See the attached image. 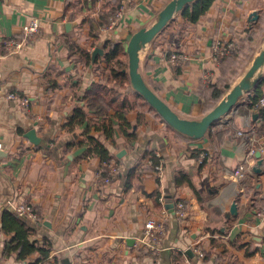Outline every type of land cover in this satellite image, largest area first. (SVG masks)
<instances>
[{
	"label": "crops",
	"instance_id": "crops-1",
	"mask_svg": "<svg viewBox=\"0 0 264 264\" xmlns=\"http://www.w3.org/2000/svg\"><path fill=\"white\" fill-rule=\"evenodd\" d=\"M168 1L0 0V213L8 199H22L39 215L36 221L21 218L34 246L21 259L4 251L11 234L0 227V264H264V222L255 215L264 205V151L247 156L251 143L238 133L252 127L264 145V125L253 117L248 92L194 140L171 129L127 86L120 95L127 133L113 107L104 115L87 109L81 124L66 125L76 108L86 109L91 83L108 82L105 40L125 44ZM120 4L117 24L100 31ZM178 13L139 50L138 70L175 113L194 120L228 92L205 102L203 87L211 86L202 83V73L212 68L214 83L233 60L215 65L210 43L233 39L244 45V57L264 31V0H213L191 23ZM31 16L40 19L39 32L21 50L6 53L4 40L20 38ZM174 50L188 56L175 68L169 61ZM259 72L264 94V62ZM7 91L28 97V107L5 97ZM89 136L120 166L111 183L96 177L103 161ZM200 150L203 164L197 163ZM147 152L162 159L159 177ZM240 162L248 169L238 180L233 170ZM178 200L182 215L174 212ZM148 217L164 219L166 232L157 244L143 233Z\"/></svg>",
	"mask_w": 264,
	"mask_h": 264
},
{
	"label": "trees",
	"instance_id": "trees-1",
	"mask_svg": "<svg viewBox=\"0 0 264 264\" xmlns=\"http://www.w3.org/2000/svg\"><path fill=\"white\" fill-rule=\"evenodd\" d=\"M212 1L213 0H193L188 7L179 11L178 14L188 23L195 22L209 8ZM112 13L113 11L107 14L104 20L106 21L108 16ZM243 46L244 45L237 44V51L231 56L222 57L221 62L224 63L228 61L229 57L236 58L237 55L241 53L242 50L240 49L243 48ZM103 47V59L107 64L108 82L104 84L99 82L91 83L90 87L87 88L83 96L86 109L76 108L73 115L69 117L66 125L81 124L85 120V111L87 109H93L98 115H104L107 113L108 109L113 107L116 111L115 115L120 120L119 124L121 130L124 133H127L129 124L125 116V100L120 97L122 87H131L127 70V60L123 57L127 54V52H125L126 43L124 44L123 40L112 41L107 39L105 40ZM259 81L261 82V78L256 81L254 86H252L248 92L247 103L250 106H253L255 100L263 93L261 86L258 83ZM145 103L156 113L155 109L151 105H149L146 101ZM256 112L258 117L262 116V110H257ZM169 127L175 131L177 130L170 125ZM187 137L191 140L197 139L190 136ZM88 142L93 152L99 156L100 160L103 161L102 173H105L107 170V162L110 159L108 149L95 137L89 136ZM146 154L153 160L154 164L158 163L159 158H157L154 153L147 152ZM0 224L3 231L11 234L10 239L5 243V252H16V257L21 259L33 250V244L27 239L29 227L26 226L25 222L15 213L4 208L0 213ZM45 253L46 252L44 251V254Z\"/></svg>",
	"mask_w": 264,
	"mask_h": 264
},
{
	"label": "built area",
	"instance_id": "built-area-1",
	"mask_svg": "<svg viewBox=\"0 0 264 264\" xmlns=\"http://www.w3.org/2000/svg\"><path fill=\"white\" fill-rule=\"evenodd\" d=\"M124 10V4H120L117 6L116 10L108 16V19L102 23V25L99 27V30H107L112 29L117 22L120 19V16L122 15ZM40 29V19H38L36 16H31L27 19V21L22 25V32L21 37H10L3 42V48L6 51V53H15L22 49L23 45L26 43L27 40L31 39L32 36L37 34ZM236 48V41L233 39H227L222 40L220 38L214 39L210 45L208 50L210 51V58L213 63H219L220 59L222 57H227L228 55H231ZM188 56L184 51L180 50H174L169 54V61L173 68L182 65L186 60ZM212 75L213 70L210 68V70H205L202 73V83L207 84L212 81ZM211 84V83H210ZM5 97L10 99H16L21 107L27 108L29 105V98L26 96H19L18 94L14 92H3L2 93ZM252 108L254 110H262V116L259 118L260 124L264 125V94H262L260 97H258ZM240 135H242L244 138H247L250 141V147L248 150V155L251 156L255 154L256 152H263L264 151V145L259 142V138H257L254 128L250 127L247 129V131H238ZM155 155V154H154ZM156 156V155H155ZM157 157V156H156ZM158 158V157H157ZM197 163L203 164L205 160L207 159L206 153L203 150H200V152L196 156ZM147 162L152 165L153 170L155 172V176H160L163 172V165H162V159L159 158L158 163L154 164L153 160L148 156ZM103 165V164H102ZM102 165L101 167L96 171V177L98 178V181H100L102 184H108L111 183L113 180L116 179V175L120 171V166L117 163L108 161L107 162V170L105 173H102ZM248 169V165L246 162H240L237 167L233 170V174L238 180H241L245 176V171ZM174 212L177 215L183 214V207L184 204L181 200H178L176 204L174 205ZM4 207L8 209L9 211L15 213L18 217L23 219H29L36 221L39 219V215L37 213V210L35 209L34 205L27 200L22 199H8ZM162 212H165L166 210L162 208ZM255 215L262 221H264V205L259 207L258 210L255 211ZM166 232L165 230V223L164 219H155L153 217H148L143 225V233L146 237L150 238L154 244L159 243V240L161 239L162 235ZM156 248V247H155ZM196 253L199 256H203V252L197 248L195 250Z\"/></svg>",
	"mask_w": 264,
	"mask_h": 264
},
{
	"label": "water",
	"instance_id": "water-1",
	"mask_svg": "<svg viewBox=\"0 0 264 264\" xmlns=\"http://www.w3.org/2000/svg\"><path fill=\"white\" fill-rule=\"evenodd\" d=\"M193 0H170L156 14L155 21L148 27H140L134 31L126 42L125 52H127V70L131 87L141 95L144 100L151 105L157 114L174 129L179 130L192 138H200L221 116L229 112L236 104L238 98L249 92L256 81L260 78V68L264 62V47L254 56L246 72L236 81L224 96H222L214 106L211 107L198 119H186L175 113L150 87L147 86L142 73L138 70L139 50L151 41L156 32L173 19L176 12L189 6ZM257 114L254 113L253 117ZM234 203L231 204L230 211L235 212ZM264 222V221H263Z\"/></svg>",
	"mask_w": 264,
	"mask_h": 264
},
{
	"label": "rangeland",
	"instance_id": "rangeland-1",
	"mask_svg": "<svg viewBox=\"0 0 264 264\" xmlns=\"http://www.w3.org/2000/svg\"><path fill=\"white\" fill-rule=\"evenodd\" d=\"M261 42L264 43V31L263 30H260V34L258 35L257 40L248 48L249 51L244 54V57H243V53H241L242 57H240L239 59L237 57L233 58L232 62H228L230 66H228V69L226 70L227 72L225 74L222 73L220 75V78L216 80L218 82L214 81V83H211V84L207 83V86L209 84L211 86V87L208 86L209 88L207 87L208 90H206L203 87V92H204L203 95H204L205 102H207V104L209 105L211 103L213 104L212 99L214 98V95L216 92L220 93L221 91H223V89H226V88H228V91H229V89L233 86V84L236 81H238V79L246 72V69L251 63L252 58L259 53L260 51L259 48H261V46L264 47V45H260ZM263 47L261 48V50L263 49ZM236 49L237 47L234 49L235 51L232 54H234L237 51ZM123 57L124 59L127 60V54L124 55ZM226 92L222 96H224ZM209 99H211V101H209Z\"/></svg>",
	"mask_w": 264,
	"mask_h": 264
}]
</instances>
